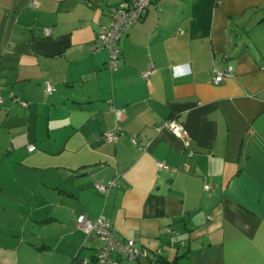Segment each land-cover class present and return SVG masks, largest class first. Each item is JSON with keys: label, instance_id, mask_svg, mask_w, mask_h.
<instances>
[{"label": "crops", "instance_id": "obj_1", "mask_svg": "<svg viewBox=\"0 0 264 264\" xmlns=\"http://www.w3.org/2000/svg\"><path fill=\"white\" fill-rule=\"evenodd\" d=\"M120 1L0 0V264H96L79 215L153 264H264V0H152L110 72L91 46Z\"/></svg>", "mask_w": 264, "mask_h": 264}, {"label": "built area", "instance_id": "obj_2", "mask_svg": "<svg viewBox=\"0 0 264 264\" xmlns=\"http://www.w3.org/2000/svg\"><path fill=\"white\" fill-rule=\"evenodd\" d=\"M150 0H122L118 8H113L110 10V24L104 27L98 34L93 49L96 51L107 50L109 54V69L116 70L118 65V60L120 58V50L118 47V41L123 32L127 27L137 21L139 17L145 12ZM51 30L48 28L44 29V35L49 36ZM215 77L213 79L215 84H221L226 79L232 78V68L229 67L224 72H219L214 70ZM151 71L143 73V78H148ZM53 86L45 82V92L47 94L53 93ZM11 97L14 94H10ZM15 100L22 106H26L27 103L21 102L19 98L15 97ZM2 103L1 97V87H0V104ZM116 117L121 116L120 111H115ZM120 128L117 126L116 130L113 132H108L105 134V140L107 142H117L119 135L117 131ZM162 130L169 131L176 138L182 139L185 135L184 126L181 120L177 117L170 118L162 122L156 129V132H161ZM130 143L133 147L139 148L141 152L146 151V147L140 144V138L136 135L129 136ZM35 150L34 146H29L28 151L32 152ZM188 156H192L189 153ZM162 168V164H158ZM116 187V178L110 180L103 184H96L95 189L102 195L107 196L109 192ZM208 190L209 187H206ZM76 224L78 228L87 236L95 235L100 241V247L97 251L96 264H111L112 255H118L120 258L127 260H138L143 259L149 262H155L160 255V250L154 252H148L141 249L132 240H120L115 237L113 227L110 221L104 217L99 216L96 219H89L85 215H79L76 217ZM86 263V261H84Z\"/></svg>", "mask_w": 264, "mask_h": 264}, {"label": "trees", "instance_id": "obj_3", "mask_svg": "<svg viewBox=\"0 0 264 264\" xmlns=\"http://www.w3.org/2000/svg\"><path fill=\"white\" fill-rule=\"evenodd\" d=\"M151 1H152V0H150V2H149V4H148V6H147L145 12L139 17V19H138L137 21L131 23V24L127 27V29L125 30V32L122 33V35H121V37H120V39H119V41H118V43H117V44H118V47H119V50H120V58H119V60H118L117 69L114 70V71H113V70H110V69H109V61H108L107 69H108L110 72H115V71H117L118 68H119V65H120V59H121V57H122V50H121V48H120V40H121L122 37L128 32V30L131 28V26H133V24H135V23L141 21V20L144 18L145 14H146V12H147V9H148V7H149L150 4H151ZM121 2H122V0L120 1V3H121ZM120 3H119L118 5H116V6H113V7H110V8H109V10H108L109 20H111V18H110V10L113 9V8H118L119 5H120ZM109 24H110V21H109ZM109 24H108V25H109ZM108 25H107V26H108ZM105 27H106V26H105ZM103 28H104V27H103ZM103 28H102V29H103ZM102 29H101V30H102ZM101 30H100V32H101ZM100 32H99V33H100ZM99 33H98V34H99ZM97 37H98V35H97ZM97 37H96V39H97ZM96 39H95V40H96ZM95 40L93 41L92 46H91V48H92L93 51H96V50L93 49V45L95 44ZM106 51H107V50H106ZM223 72H224V71H223ZM142 77H143V76H142ZM44 88H45V83H44ZM115 111H116V110H113L114 114H115ZM115 116H116V114H115ZM172 118H173V117H172ZM177 118H179V119L181 120L180 117H177ZM116 119H117V121L120 120V119L117 118V117H116ZM163 122H164V121H163ZM181 122H182V120H181ZM161 123H162V122H161ZM161 123H159V124L157 125V127H158ZM117 126L120 128V129L117 131V133H118V135H119V138H118V140H119L120 137L123 136V135L126 134V133L123 131V129L121 128V126H120L119 124H116L115 129L112 130V131H110V132L115 131ZM157 127H156V128H157ZM156 128H155V129H156ZM107 133H108V132H107ZM105 134H106V133H105ZM105 134L103 135V140H104L106 143H115V142H107V141L105 140V137H104ZM127 135H128V137H129V136H131V135H136V134H132V133H131V134H127ZM136 136H138V135H136ZM139 138H140V137H139ZM134 148H135V147H134ZM137 149H139V148H137ZM32 152H33V151H32ZM109 193H110V192H109ZM104 196H105V195H104ZM97 218H98V217H97ZM99 247H100V246H99ZM139 248H140V247H139ZM141 249H142V248H141ZM144 250H145V249H144ZM148 252H149V251H148ZM96 256H97V253H96ZM96 256H95V258H96ZM126 260H127V259H126ZM157 260H158V259H157ZM157 260H156V261H157ZM130 261H140V262L143 261V263H147V264H153V263H154V262L151 263V262H149V261H147V260H143V259L130 260ZM156 261H155V262H156Z\"/></svg>", "mask_w": 264, "mask_h": 264}]
</instances>
